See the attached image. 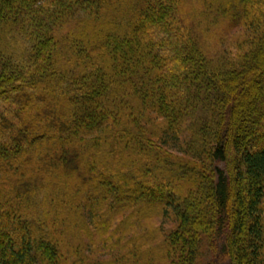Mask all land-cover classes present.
<instances>
[{
  "label": "trees",
  "instance_id": "16d2710c",
  "mask_svg": "<svg viewBox=\"0 0 264 264\" xmlns=\"http://www.w3.org/2000/svg\"><path fill=\"white\" fill-rule=\"evenodd\" d=\"M264 264V0H0V264Z\"/></svg>",
  "mask_w": 264,
  "mask_h": 264
},
{
  "label": "rangeland",
  "instance_id": "374dc122",
  "mask_svg": "<svg viewBox=\"0 0 264 264\" xmlns=\"http://www.w3.org/2000/svg\"><path fill=\"white\" fill-rule=\"evenodd\" d=\"M216 264H225V259H223V257H218V260L216 261Z\"/></svg>",
  "mask_w": 264,
  "mask_h": 264
}]
</instances>
